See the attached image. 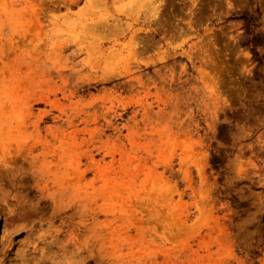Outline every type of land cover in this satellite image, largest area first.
Returning a JSON list of instances; mask_svg holds the SVG:
<instances>
[{
  "label": "rangeland",
  "instance_id": "rangeland-1",
  "mask_svg": "<svg viewBox=\"0 0 264 264\" xmlns=\"http://www.w3.org/2000/svg\"><path fill=\"white\" fill-rule=\"evenodd\" d=\"M0 264H264V0H0Z\"/></svg>",
  "mask_w": 264,
  "mask_h": 264
}]
</instances>
